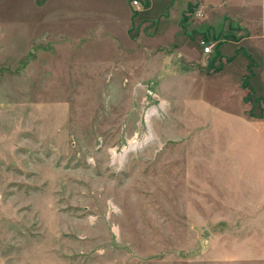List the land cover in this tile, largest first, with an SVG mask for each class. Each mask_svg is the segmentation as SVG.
I'll use <instances>...</instances> for the list:
<instances>
[{
  "label": "rangeland",
  "instance_id": "rangeland-1",
  "mask_svg": "<svg viewBox=\"0 0 264 264\" xmlns=\"http://www.w3.org/2000/svg\"><path fill=\"white\" fill-rule=\"evenodd\" d=\"M138 1L0 0V264H264V49Z\"/></svg>",
  "mask_w": 264,
  "mask_h": 264
},
{
  "label": "crops",
  "instance_id": "crops-1",
  "mask_svg": "<svg viewBox=\"0 0 264 264\" xmlns=\"http://www.w3.org/2000/svg\"><path fill=\"white\" fill-rule=\"evenodd\" d=\"M149 3L152 0H147ZM173 0H166V4H170ZM197 0H185V4H191L196 2ZM206 3V8L208 9L209 19L207 21V25L212 30L214 29V23L216 22V18L219 17H227L232 21H238L244 28H247L252 36L243 37L238 42H235L237 45L244 44V48L250 50L251 54L254 56L257 54L254 51L259 49H264V0H200ZM256 3V4H255ZM166 5V8L168 7ZM235 13V14H233ZM212 21V22H211ZM249 32V33H250ZM256 34H255V33ZM254 33V34H253ZM259 36V38H256ZM254 38V39H253ZM256 38V39H255ZM257 40H260L258 42ZM259 43H261L259 45ZM257 52V51H256ZM260 55L259 52H257ZM255 56V57H256ZM257 60V67L254 72V76L251 79V87L253 91L259 96H264V59ZM244 74V73H243ZM256 81H258L260 91L256 88ZM240 85V87H239ZM243 82L238 83V87L246 92V88L243 86ZM246 94H241L242 98H245ZM240 97V98H241ZM255 119V118H253Z\"/></svg>",
  "mask_w": 264,
  "mask_h": 264
},
{
  "label": "built area",
  "instance_id": "built-area-1",
  "mask_svg": "<svg viewBox=\"0 0 264 264\" xmlns=\"http://www.w3.org/2000/svg\"><path fill=\"white\" fill-rule=\"evenodd\" d=\"M134 5H138L139 4V1L138 0H134ZM195 13L200 16L202 14V11L201 9H196L195 10ZM213 47H214V43L211 41V42H207V41H204V53L205 54H209L213 51Z\"/></svg>",
  "mask_w": 264,
  "mask_h": 264
},
{
  "label": "bare ground",
  "instance_id": "bare-ground-1",
  "mask_svg": "<svg viewBox=\"0 0 264 264\" xmlns=\"http://www.w3.org/2000/svg\"><path fill=\"white\" fill-rule=\"evenodd\" d=\"M139 147H140V145L135 144V143H132V145H131L128 149H126V150L124 151L123 155H125L127 152L132 151V150H135V149H137V148H139Z\"/></svg>",
  "mask_w": 264,
  "mask_h": 264
},
{
  "label": "trees",
  "instance_id": "trees-1",
  "mask_svg": "<svg viewBox=\"0 0 264 264\" xmlns=\"http://www.w3.org/2000/svg\"><path fill=\"white\" fill-rule=\"evenodd\" d=\"M246 55H247V54H246ZM247 56H248V55H247ZM249 57H250V56H249ZM231 61H232L231 59L228 60V62H231ZM218 70H219V71L222 70V67H220ZM243 86H244V88H246V86H247V85H246V82L243 83ZM248 98H250L249 95H248V97H247L246 99H248ZM258 101H261V99H258Z\"/></svg>",
  "mask_w": 264,
  "mask_h": 264
}]
</instances>
